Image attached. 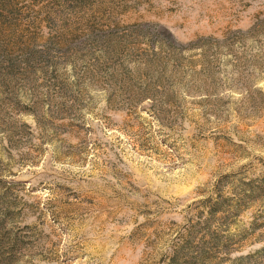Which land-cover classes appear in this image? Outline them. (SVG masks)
Masks as SVG:
<instances>
[{
  "label": "rangeland",
  "instance_id": "1",
  "mask_svg": "<svg viewBox=\"0 0 264 264\" xmlns=\"http://www.w3.org/2000/svg\"><path fill=\"white\" fill-rule=\"evenodd\" d=\"M0 264H264V0H0Z\"/></svg>",
  "mask_w": 264,
  "mask_h": 264
}]
</instances>
